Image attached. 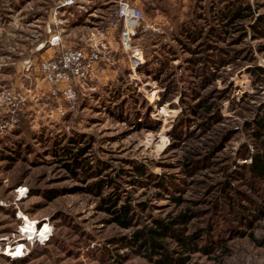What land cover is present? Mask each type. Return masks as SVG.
I'll return each instance as SVG.
<instances>
[{
    "label": "rangeland",
    "instance_id": "374dc122",
    "mask_svg": "<svg viewBox=\"0 0 264 264\" xmlns=\"http://www.w3.org/2000/svg\"><path fill=\"white\" fill-rule=\"evenodd\" d=\"M62 1L0 0V96H7L0 104V264H153L115 243L133 229L112 223L88 188L106 178L123 199L147 205L138 209L144 222L190 208L187 234L200 232L199 245L216 246L188 253L185 264H264V182L255 190L232 180L247 206L222 189L229 173L249 161L239 157L242 146L256 150L246 122L264 113V33H255L254 19L213 38L211 26L223 28L217 11L231 0H134L151 25L132 41L143 55L136 66L116 42L118 28L109 26L118 0H78L69 8ZM241 1L264 16V0ZM97 31L112 36L115 62L70 111L39 91L49 87L36 65L52 51L51 33L71 44ZM259 67L263 73L250 71ZM71 136L80 137L77 147L86 146L89 159L105 163L102 174L65 167L55 147ZM133 163L153 177H138ZM161 178L167 189L157 185ZM257 200L258 215L243 222L240 214ZM28 218L37 224L33 236L25 233ZM45 224L50 231L41 236Z\"/></svg>",
    "mask_w": 264,
    "mask_h": 264
},
{
    "label": "trees",
    "instance_id": "16d2710c",
    "mask_svg": "<svg viewBox=\"0 0 264 264\" xmlns=\"http://www.w3.org/2000/svg\"><path fill=\"white\" fill-rule=\"evenodd\" d=\"M130 1L135 5H138L143 8L141 5L138 4V1ZM217 13L218 16H216L215 19L216 21H221L220 27L223 28L218 29L215 28L216 26H211V29L208 33H210V36L213 38L214 36L220 38L219 35L223 34L222 32L229 31L228 28L237 26L238 22L240 21H245L249 19L251 20L252 18L254 19L252 27L255 33H257V35L264 33V16H255L252 7L249 4H246V2H242L241 0H231L224 6V8L219 9ZM242 29L245 30V28ZM118 30L119 33L116 42L120 46V28H118ZM106 33L108 34L109 32L107 31ZM246 34V31H244L243 35ZM107 39L108 41L110 40L114 43L111 35H109ZM191 62L196 63V59H191ZM38 63L35 69H37L43 79V76L39 70ZM214 63L215 65H218V63L220 62ZM110 67L112 66L106 65L105 70L100 72V74L105 72L107 69H110ZM262 69L263 68L260 67L258 69L251 68L250 71L258 75L260 73H263L262 71H259ZM263 80L264 78H261L258 81L261 82ZM43 92L46 95L48 89L47 91L43 90ZM163 99L164 101L166 100L165 97H162V100ZM57 101H61V99H57ZM198 106L203 107L204 103L201 102ZM192 109L193 111H197L195 107H192ZM208 109L209 111H211L210 108ZM245 126L250 137L252 138L251 140L253 141L252 143L254 147H256V150L251 152L250 147L246 143L242 146L239 157H241L243 160L249 161L243 162V164H239L233 172L229 173V179L223 182L222 187V189L226 192L229 201L236 200L238 203L241 204H244L243 200L247 195L246 193H244V191L240 190V188H236L233 186L232 180L236 179L235 177L246 180L247 185H249L250 187H252V189L255 190L258 182H264V113H262L261 116L254 120L247 121ZM79 139L80 137L71 136L67 141L68 143L65 145H60L59 142L56 143L55 151L57 150V153H60H58V155H60L62 161H64L65 167L70 169L76 175H81L77 172L78 170H81L82 173L86 174L97 170L96 173H99V175L102 174L103 171L107 169L101 166L105 163L103 161H98L96 163L95 161L89 159L86 156V154L88 153V148L86 146L77 147ZM7 156L9 158L12 157L8 154ZM188 167L190 168V165ZM133 168L135 169L137 176L141 179H151L153 177V174L148 170L147 166L144 164L133 163ZM170 181L174 180L170 179ZM156 183H158L157 185L159 187L165 189H167V187H169L170 185L168 183V180L163 178L158 180ZM115 184L116 183L113 179H99L98 181L91 183L88 188L94 193H98L97 195L100 197V204L98 206L102 211L110 214V221L112 223L117 224L122 229H133L132 233L129 236H121L117 238L118 240H115V243L119 245L120 249L128 248L133 254L145 255L153 262V264H185L188 259V253L195 251V249L208 250L209 247L216 246L213 240L209 242V245H204L203 247L201 246V244L199 245L200 239L198 235L200 232H193L191 234H187L188 230H186V226L190 223L192 219V211L190 210V208H186L184 211H180L172 217L153 218L151 223H147L142 221V218L140 217V214L138 212L139 208L146 209L147 205L144 206V203H134L130 198L123 199L122 194L118 190L119 187ZM104 186H109L111 190L108 193L102 192ZM229 189L234 190L233 197L229 193ZM243 195L246 196L244 197ZM173 199L177 205H181L184 202L181 196L174 197ZM253 199L254 198L251 197L250 200ZM261 205L262 201L257 200L252 203V208L244 209L242 214H240L243 219L242 221L249 222L254 217H256L258 215L257 212L261 210ZM243 206L247 205L244 204ZM168 239H172L175 242L176 247H171L170 241Z\"/></svg>",
    "mask_w": 264,
    "mask_h": 264
},
{
    "label": "built area",
    "instance_id": "2783aa9c",
    "mask_svg": "<svg viewBox=\"0 0 264 264\" xmlns=\"http://www.w3.org/2000/svg\"><path fill=\"white\" fill-rule=\"evenodd\" d=\"M77 1L63 0L62 5L68 8L78 7ZM117 3L114 18L109 26L120 28V46L131 52L129 58L137 66L143 62V59L137 56L138 53L142 55V51L139 47L133 46L132 41L138 31L147 30L151 25L146 21L144 10L140 6L130 0H118ZM103 36H105L103 31L93 32L86 39L84 38L83 44L75 47H64L60 33H51L48 38L50 48L56 51L50 56L41 58L38 63L39 70L43 80L48 84L47 94L52 98L61 99L70 111L78 109L79 94L82 89L89 86L94 78H98L100 72L105 70V65L108 63L113 65L115 62L111 58L110 43ZM27 63L29 66L32 64L29 61L25 62ZM39 91L45 95L43 91ZM4 97L5 95L0 96V104L7 99V96Z\"/></svg>",
    "mask_w": 264,
    "mask_h": 264
},
{
    "label": "bare ground",
    "instance_id": "6f19581e",
    "mask_svg": "<svg viewBox=\"0 0 264 264\" xmlns=\"http://www.w3.org/2000/svg\"><path fill=\"white\" fill-rule=\"evenodd\" d=\"M36 231H37L36 221L28 218L26 220L25 233L29 234L30 236H33V235H35ZM49 231H50L49 225L45 224L43 229H42L41 236L46 235Z\"/></svg>",
    "mask_w": 264,
    "mask_h": 264
},
{
    "label": "crops",
    "instance_id": "0c3cea01",
    "mask_svg": "<svg viewBox=\"0 0 264 264\" xmlns=\"http://www.w3.org/2000/svg\"><path fill=\"white\" fill-rule=\"evenodd\" d=\"M110 28H114V27H110ZM110 28H108L107 30H109ZM117 29V28H116ZM82 39V38H81ZM84 39V38H83ZM84 43V41L83 40H79L78 42H73V43H71V44H65V41H63V45H64V47H73L74 45L76 46V45H79V44H83ZM109 43H110V45L112 46V42L109 40ZM50 50H52L51 52H50V54H47L46 56H50V55H52L55 51H56V49H54V48H50Z\"/></svg>",
    "mask_w": 264,
    "mask_h": 264
}]
</instances>
